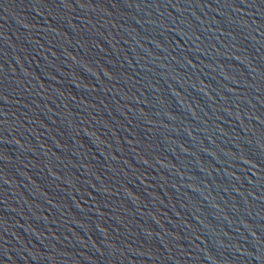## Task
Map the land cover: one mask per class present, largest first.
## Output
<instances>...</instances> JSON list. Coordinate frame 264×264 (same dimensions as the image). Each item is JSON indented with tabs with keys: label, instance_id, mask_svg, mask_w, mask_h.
Returning <instances> with one entry per match:
<instances>
[{
	"label": "water",
	"instance_id": "obj_1",
	"mask_svg": "<svg viewBox=\"0 0 264 264\" xmlns=\"http://www.w3.org/2000/svg\"><path fill=\"white\" fill-rule=\"evenodd\" d=\"M0 264H264V0H0Z\"/></svg>",
	"mask_w": 264,
	"mask_h": 264
}]
</instances>
